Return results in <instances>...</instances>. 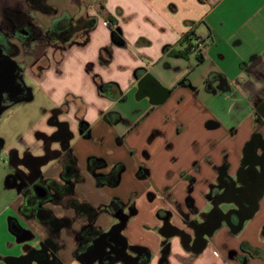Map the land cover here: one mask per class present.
Masks as SVG:
<instances>
[{
	"label": "crops",
	"instance_id": "0c3cea01",
	"mask_svg": "<svg viewBox=\"0 0 264 264\" xmlns=\"http://www.w3.org/2000/svg\"><path fill=\"white\" fill-rule=\"evenodd\" d=\"M4 2L31 11L43 27L55 13L96 20L78 41L42 48L37 63L34 52L24 57L45 99L25 145L32 157L43 145L64 155L66 142L85 178L76 195L99 209L96 226H109L108 206L122 203L128 248L113 264H264V190L239 232L225 222L211 235L203 229L215 205L227 211L243 203L220 179L246 180L247 155L263 152L256 140L264 143V0H46L54 14L30 0ZM198 39L203 52L193 49ZM94 158L106 163L96 172L120 168L116 183L87 170ZM59 164L50 158L42 169L58 178ZM12 198L0 215V264L40 244L9 231L7 216L20 202L16 192ZM55 213L72 210L60 203ZM60 239L59 264H99L73 253V232L63 229Z\"/></svg>",
	"mask_w": 264,
	"mask_h": 264
},
{
	"label": "flooded vegetation",
	"instance_id": "af4514ba",
	"mask_svg": "<svg viewBox=\"0 0 264 264\" xmlns=\"http://www.w3.org/2000/svg\"><path fill=\"white\" fill-rule=\"evenodd\" d=\"M30 1L31 7H40L46 13L56 12L55 7L48 5L46 0ZM0 14V109L3 107L8 109L15 104L25 102L23 99L32 90L25 78L24 68L25 65L27 66V61L24 57L29 52H34L37 63L42 58L39 51L45 46L63 48L78 41L93 28L94 18L84 14L72 16L68 13L60 15L55 13L48 27H43L35 20L31 11L12 8L5 2L0 5ZM85 126V123L80 124L81 130H84ZM64 136L71 137L72 132L66 129ZM52 138L53 136H48L45 140L51 141ZM258 143L264 146L262 141L256 140V144ZM1 147H3L2 140H0V151ZM42 148L43 154L34 157L28 154L27 150L21 156L16 149L8 152L14 170L9 177L8 186L14 188L20 198L19 204L11 208L15 215L7 216L9 231L18 241L38 238L40 242L38 249L29 248L19 257H9L10 263L30 264L31 261V264H59L61 261L58 259V253L66 246V243L60 239L63 229L67 233H74L77 245L73 253L85 261L100 258L105 262H111L124 257L122 248L126 237L122 234V227L126 215L122 203L114 199L108 206L109 212L114 217V221L109 226L105 229L96 226L99 209L94 208L86 200H79L76 195L77 185L85 178L81 174L76 158L71 154L70 147L66 146V142L63 143L64 155L60 149L49 150L46 149V145ZM50 158L59 160L58 178L47 176L42 169ZM87 167V170L92 171L100 182L116 183L120 177L118 167L112 168L107 173L96 172V168H106L103 159H89ZM240 194L238 191V195ZM258 194V190L250 191L247 205L232 214L235 223L238 224L239 216H243L256 204L255 199ZM60 203L71 209L72 214L57 216L55 207ZM219 218L218 212L210 214L203 229L210 232ZM78 221L81 227L77 231L73 226ZM180 232L186 235L183 231ZM143 251L147 252L145 249Z\"/></svg>",
	"mask_w": 264,
	"mask_h": 264
},
{
	"label": "rangeland",
	"instance_id": "374dc122",
	"mask_svg": "<svg viewBox=\"0 0 264 264\" xmlns=\"http://www.w3.org/2000/svg\"><path fill=\"white\" fill-rule=\"evenodd\" d=\"M29 71V75L26 73L25 78L32 88V92L35 87L34 98L30 101L15 104L0 114V140L4 145L3 150L0 151V215L4 208L11 203L15 193V189L13 191V188L8 186L9 177L14 173L8 152L17 148L23 153L28 149L29 146L25 145L28 140L27 134L33 123L39 118L42 106L45 103V99L38 91L37 76L34 73L36 70L30 68ZM32 134L36 137L35 132H32ZM261 233L263 235L260 238L261 248L264 251V225Z\"/></svg>",
	"mask_w": 264,
	"mask_h": 264
},
{
	"label": "water",
	"instance_id": "95a60500",
	"mask_svg": "<svg viewBox=\"0 0 264 264\" xmlns=\"http://www.w3.org/2000/svg\"><path fill=\"white\" fill-rule=\"evenodd\" d=\"M33 99V92L32 90L29 91V95L24 98V101H30ZM7 109V107H3L0 109V114L3 113L5 110ZM81 133L83 132V130L80 131ZM253 146V141H251L248 146L246 147L245 151L250 150V147ZM264 151V147L262 148ZM247 156L248 161L246 162V165L248 166L247 169V179H243V181L240 180V177L238 176V180L243 182L244 187H237V179L229 176L228 174H225L223 177L220 179V183L223 184V186L225 187L226 190H232L234 192H238L240 191V195L238 196L240 199H238L240 202L241 200L243 201V203L239 204L240 208H244V206L247 205V203L249 202V192L248 190H251V192H253L254 190H258L259 194L257 196V198L255 199L256 204L252 207L249 208L248 211H246L244 213L243 216H239V223H235L232 220V214L237 213L236 209H229L227 211H225L223 208L215 205V208L212 210L211 215L213 212H218L220 215V218L218 219L217 223L212 227L211 231L209 232V235H211L216 228H218L223 222H225L226 224H228L231 229L233 230V232L237 233L239 232L244 225V222L251 218L255 212L258 209V199L260 198V196L262 195V192L264 190V156H263V152L262 154H258L257 150L255 149V153H253L251 155V153ZM250 181V182H248ZM254 189V190H253ZM125 238V237H124ZM206 243V242H205ZM204 243V245H205ZM203 245V246H204ZM127 248H128V243L125 239L124 242V246L122 248V255L124 257H126L127 254ZM99 261V264H113L116 260H113L111 262L107 261L105 262L103 259L100 258H95L92 262L95 261ZM32 262L30 261V264Z\"/></svg>",
	"mask_w": 264,
	"mask_h": 264
},
{
	"label": "trees",
	"instance_id": "16d2710c",
	"mask_svg": "<svg viewBox=\"0 0 264 264\" xmlns=\"http://www.w3.org/2000/svg\"><path fill=\"white\" fill-rule=\"evenodd\" d=\"M95 23H96V20L94 19L92 27H94ZM113 38L117 43H120V44L123 43V39L121 38V32L119 29L113 30Z\"/></svg>",
	"mask_w": 264,
	"mask_h": 264
},
{
	"label": "built area",
	"instance_id": "2783aa9c",
	"mask_svg": "<svg viewBox=\"0 0 264 264\" xmlns=\"http://www.w3.org/2000/svg\"><path fill=\"white\" fill-rule=\"evenodd\" d=\"M204 48H205L204 40H199V39L197 45L193 47V49L199 50L200 52H203Z\"/></svg>",
	"mask_w": 264,
	"mask_h": 264
}]
</instances>
